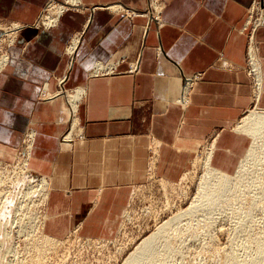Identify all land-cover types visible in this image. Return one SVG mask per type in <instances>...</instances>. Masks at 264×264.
Masks as SVG:
<instances>
[{
	"label": "crops",
	"instance_id": "obj_1",
	"mask_svg": "<svg viewBox=\"0 0 264 264\" xmlns=\"http://www.w3.org/2000/svg\"><path fill=\"white\" fill-rule=\"evenodd\" d=\"M48 1L0 0V21L23 27L0 71V148L12 151L0 157H13L34 121L38 143L31 168L48 173L52 190L63 194L64 221L99 222L102 232L120 191L128 196L146 178L153 146L155 174L170 182L213 135L216 166L227 155L235 160L231 151L240 138L228 129L252 106L242 28L255 0H157V9L151 0H79L76 7L55 0L68 9L56 26L43 29L39 20ZM78 34L68 70L67 48ZM256 38L264 73V26ZM96 63L113 70L96 75ZM66 71V88L85 89L77 109L84 140L71 149L59 144L66 117L60 116L59 127V115L38 99L45 85L55 92ZM196 73L202 78L190 91V106L175 105L185 75ZM259 104L264 107V79Z\"/></svg>",
	"mask_w": 264,
	"mask_h": 264
},
{
	"label": "rangeland",
	"instance_id": "obj_2",
	"mask_svg": "<svg viewBox=\"0 0 264 264\" xmlns=\"http://www.w3.org/2000/svg\"><path fill=\"white\" fill-rule=\"evenodd\" d=\"M253 4L247 17L249 13H253L251 22L262 16L264 19V5L259 10L258 2L257 5ZM11 25L13 24L10 22L0 21V37L6 34L4 30ZM252 25H255L253 31L250 26L244 32L245 70L251 83L252 106L236 125L228 129L232 133L230 135L240 138L231 151L237 155L235 160L233 155H227L219 160L221 167L216 166L219 143L217 135H213L196 146L185 172L170 182L155 174L157 151L153 146L154 154L149 158L146 178L139 185L129 188L131 195L114 235L103 238L99 222H75L73 218L71 222L64 221L66 231L58 237L59 243L48 253L45 264H124L137 244L165 222L176 218L177 222H172L156 240L154 254L158 257L154 262L146 264H233L258 257L260 250L264 249L261 246L264 240V122L254 136L237 130L249 113L264 112V107L259 104L263 94L264 73L256 38L257 31L264 25L261 22ZM8 48L3 45L0 56L5 55ZM250 54L253 56L252 67ZM104 66L106 72L113 70L111 65ZM190 76L185 75L183 84L186 78V83L190 84ZM64 88L66 91L71 90ZM190 88L186 90L185 96L189 106ZM41 92L42 87L38 95L39 101L42 100ZM180 96L181 92L177 99ZM70 128L68 118L59 140L68 134ZM32 129L36 130L35 127H25L12 158L0 157V202L5 197L10 202L7 213H3V216L0 214V264L28 263L31 252L27 246L31 240H37V229L41 228L49 208V201L42 199L45 190L41 188L37 189V193L31 192L28 197H24L25 188L30 182L26 178L22 179L21 169L26 165L25 137ZM72 134L77 135L76 132ZM75 139L74 137L73 140ZM240 146L242 154L238 157L241 153ZM2 148L7 154L0 153V156H11L10 149ZM232 165L234 167L229 171ZM28 166L25 168L32 177L35 175L32 174L34 170L31 165ZM36 176L41 177L38 174ZM46 178L50 180L49 176ZM33 179L31 182H34ZM223 179H226V187L222 195L215 204L207 208L205 194L215 191ZM258 264L262 263L259 261Z\"/></svg>",
	"mask_w": 264,
	"mask_h": 264
},
{
	"label": "bare ground",
	"instance_id": "obj_3",
	"mask_svg": "<svg viewBox=\"0 0 264 264\" xmlns=\"http://www.w3.org/2000/svg\"><path fill=\"white\" fill-rule=\"evenodd\" d=\"M78 2H79V0H65L64 1L66 6H71V7H73V6L76 7L78 5ZM257 2H258V5L256 4ZM64 3L59 4V3L55 2V0H50V2H48L46 9L43 10L44 11L43 16L39 20L40 25L43 29H47V28L56 26L58 18L60 17V15L68 9L67 7H65ZM156 3H157V0H151V4H152V6H154V9H156V5H155ZM255 5H257V8L259 10L262 9V5H264V0H255ZM89 12H91V11H89ZM253 12H254V10H253ZM262 13H263V11H262ZM155 14L157 15V12H155ZM252 14L253 13H249L248 17L246 18L245 25L242 28V31L243 30L245 31V29L249 28L250 26H251V29L253 31V28H255V25H252V24H254L255 22H261V24L264 25V19H263L262 14H261L262 17L258 18L255 22H251V15ZM158 15H159V13H158ZM139 16L146 17V15H139ZM153 17H155V16H153ZM88 21H90V20H88ZM22 28L23 27H21L17 24H13V25H11L10 28H8L7 30H4V33H6V34L4 36L0 37V47H1L0 49H3V45H5L9 48L14 46L15 43H17L18 35H19V32L22 30ZM257 29H256V31H257ZM80 36L81 35H79V34L76 35L73 38L71 44L67 48V54H68V58H69L68 70H70V66L72 65V62H73V59L75 56V51H76V48H77L78 43H79ZM252 58H253V56H251V54H250L251 67H252ZM8 61H9V56L7 53L5 55L0 56V71L4 67H6ZM96 64H98V63H96ZM95 66L93 69L94 74L99 73V72L100 73L106 72L105 66L103 64L100 63L96 67ZM133 70L137 71V66H135L134 69H131V71H133ZM108 72H112V70H110ZM67 73H68V71H66L62 75V77L57 79V82H56L57 90L55 92H51L49 89V86L45 85V87H43V91L41 94L42 95V101L48 105L47 107H49L47 109H50V110L52 109L51 111L54 113V116L59 115L58 117H55V120L57 121V124L59 127H60L59 124L61 123L60 116L64 115L67 118V121H68V118H70V123H71L70 131L68 132V134H66L65 136L62 137V140H59V144L61 146V149H71L73 143L76 140L77 141L84 140V133H83L82 128L79 127L78 119L76 117V113H77V109H78V104L80 103V101L82 100V98L84 96L85 89L83 87H79V88H76V89H73L70 91H66L64 88L65 87L64 85L67 82L68 77H69V74H67ZM94 74H92V75H94ZM67 75H68V77H67ZM201 75L202 74L199 73V74H193L190 76L191 78H189L190 79L189 87H191L190 88L191 93H192V88L194 87L195 83L198 82V79L202 78ZM262 77H263V75H262ZM193 78H195V79H194V82L192 84ZM188 83H184L183 84L184 87ZM70 94H72V96ZM185 96H186V93L184 95V98H181V100L176 99L174 101L175 105H178L184 109H187L189 107V102L186 101ZM188 99H190V92H189ZM166 103H167V101H166ZM55 114H57V115H55ZM66 118H65V120H66ZM65 120L63 121V123L66 124L67 121H65ZM262 122H264V112H262V111H261V113L260 112H251L247 115V117H245L242 120L240 125H238L237 130L240 131L241 133L254 136L256 134V132L259 130L260 124H262ZM67 125H69V124H67ZM29 127L30 128H32V127L36 128V123L34 121L29 122L28 129H29ZM60 132H61V129H59L57 134H59ZM73 132H76L77 135L72 134ZM27 134H28L27 137H25L26 138V140H25L26 141L25 142V145H26L25 146V148H26L25 149V157L26 158L24 161V163L26 165H24L23 168L21 169V172H22L21 177H22V179H24V178L28 179V182H30V183L27 185L28 187L25 188L26 192H24V197H28L31 194V192H33V194L37 193L39 188H41V189L45 190V194H44V197L42 199H46L47 201L55 200V202L52 204V206L47 209L46 215L43 218L44 220L42 221L41 228L37 229L38 234H39V236L37 237V240H31V242L29 241L30 243L27 246L28 251L31 252V256H30V259L28 260L27 264H45V259L47 258L48 253L51 250H53L55 248V246L59 243L58 237H61L66 231L64 226H63V224H64L63 222H64V220H66V218L61 216V212L64 211L63 202H62V199H64V198H61L63 196V194H61V193L58 194L56 191L52 190L51 179L48 180V178H46L48 173L40 175L41 176L40 178L37 177L34 172H32V174L34 173L35 175L31 174L32 177L27 173L29 170H27L25 167L28 165L30 166L32 164L30 159L31 160L35 159L36 156H35L34 151H35V149L37 147L36 145L38 143L37 142L38 141L37 130L32 129V131H30ZM72 135H74V136L72 137ZM74 137L76 138L75 140H73ZM0 153H2L4 155L7 154L5 149L2 147L0 148ZM27 159H29L28 163H27ZM33 178L34 179L38 178L39 180L35 181ZM31 179H33L34 182H31ZM225 187H226V179H223L220 181V183H219V185L215 191H211V192L205 194V204H206L207 208H209L210 206H212L213 204L216 203V201L222 195ZM130 195H131V193L128 192V196H127V193H125L123 190H121L120 193L117 195L116 202L113 204L110 211L108 212V215H107L105 222L103 224V229H102L103 238H110L114 235V233H115V231L119 225L120 219L124 215L125 205H127V202H128ZM125 198H127L126 204L124 202ZM0 204H1L0 205L1 206L0 214L3 216V213L4 214L7 213V210H8L7 208L10 206L9 199H7V197H5L2 200V203L0 202ZM71 221H73L72 218L70 219V222ZM172 222H177V218L172 219L171 221L165 222L153 234H151L148 238L143 239L139 244H137V247L135 248L134 252L129 255V257L124 261V264H146V262H154L155 259L158 257V256H156V254H154L156 240L164 233V231L170 226V224ZM261 246L264 247V240L261 242ZM259 261L262 264H264V249L260 250L258 257L251 258L247 262H242V263L235 262L233 264H258Z\"/></svg>",
	"mask_w": 264,
	"mask_h": 264
},
{
	"label": "built area",
	"instance_id": "obj_4",
	"mask_svg": "<svg viewBox=\"0 0 264 264\" xmlns=\"http://www.w3.org/2000/svg\"><path fill=\"white\" fill-rule=\"evenodd\" d=\"M251 43H252V41H251ZM251 43H250V45H251ZM133 71L135 72V70H133ZM133 71L130 70V72H133ZM187 80H188V78H186L185 83L187 82ZM198 80H199V79H198ZM188 88H189V84H187L185 87H184V85H183V88H182V91H181V97L179 98L180 100H181V98H184V95H185V93H186L185 90H188ZM188 97H189V92H188ZM179 99H178V100H179Z\"/></svg>",
	"mask_w": 264,
	"mask_h": 264
}]
</instances>
